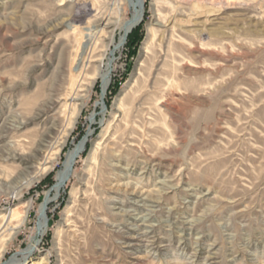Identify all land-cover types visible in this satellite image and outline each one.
<instances>
[{"label": "rangeland", "instance_id": "1", "mask_svg": "<svg viewBox=\"0 0 264 264\" xmlns=\"http://www.w3.org/2000/svg\"><path fill=\"white\" fill-rule=\"evenodd\" d=\"M75 1L0 0V264L28 247L89 130L45 235L16 264H264V0H144L114 56L106 112L96 78L57 144L87 21L111 18L99 56L121 35L113 17L132 15L127 0Z\"/></svg>", "mask_w": 264, "mask_h": 264}, {"label": "bare ground", "instance_id": "2", "mask_svg": "<svg viewBox=\"0 0 264 264\" xmlns=\"http://www.w3.org/2000/svg\"><path fill=\"white\" fill-rule=\"evenodd\" d=\"M127 1L129 2V6L132 9V15L127 19H122L121 14L113 17L115 21L119 22V29L121 35L117 41L110 38L111 40L109 42V46H107L108 49L103 51V53L100 54L99 56L97 52H95V48H96L95 42L103 35L105 31V25L110 21L111 18L94 16L89 21H87V28L94 27V30L91 33L86 34L87 39L83 44H80L81 46L79 47L77 54L72 59L73 61L70 65L71 74L69 72L70 79H69V83H67L69 85L65 91L66 93L64 94V96L59 98V100L57 101V103L62 104L60 107V112H61L60 116L63 117V123H62L63 126H61V128L63 127L62 134L61 135L59 134L60 137L56 141L57 144L59 143L60 139L63 140V137L64 138L65 136L67 137V135L73 129L77 117L80 114V111L84 105V102L90 96V92L96 78H100L102 81L101 99L99 102V106L102 108L101 113L104 114L106 112V108H104L102 99H104L106 96L107 87L109 85L110 70L114 56L116 52H118L125 44L128 34L141 22L143 17L144 0H127ZM68 17L73 18L74 17L73 12H69ZM59 24L60 23H57V25ZM158 24L159 22L156 19L150 24L149 32L151 38L155 35L154 33H156L153 30L154 28L152 29V26ZM102 64L104 66V69L101 70ZM91 68H94V71L92 74H89L88 70ZM89 119L90 122L93 123L95 121L94 114H92ZM90 135H91V130L87 132V134L85 135V137L82 138L81 141L76 143L68 151L61 169L57 172L56 183L51 189L50 195L49 192H46L45 200L38 210V215H39L38 222L36 224L33 234L30 237V243L28 247L17 253L15 256H13L6 264H16L19 261V259H21V261H24L26 258H28V256H30V254L35 250V248L40 243L41 238L45 235L47 231V222L44 216L46 215L47 205L50 202L54 201L55 197L58 196V194L65 187L66 183L70 180V177L74 176L73 167L76 163V160L81 156V154L85 150L87 139ZM50 152L45 156L43 160L40 161V165L44 166L46 169L50 167L51 162L54 158L53 153ZM24 220L25 218H21L18 220V222L15 225L11 226V233H10L11 237L19 231L21 226L24 224ZM141 234L142 233L137 232L136 236L131 235V237L127 236V238L131 239V241L136 242V240H138L140 236L144 237L145 233L143 235Z\"/></svg>", "mask_w": 264, "mask_h": 264}, {"label": "trees", "instance_id": "3", "mask_svg": "<svg viewBox=\"0 0 264 264\" xmlns=\"http://www.w3.org/2000/svg\"><path fill=\"white\" fill-rule=\"evenodd\" d=\"M130 36H131L132 40L136 39L138 37V31L134 30Z\"/></svg>", "mask_w": 264, "mask_h": 264}, {"label": "water", "instance_id": "4", "mask_svg": "<svg viewBox=\"0 0 264 264\" xmlns=\"http://www.w3.org/2000/svg\"><path fill=\"white\" fill-rule=\"evenodd\" d=\"M102 102H103V104H104V108H106V106H105V102H104V99H102ZM85 137V136H84Z\"/></svg>", "mask_w": 264, "mask_h": 264}]
</instances>
